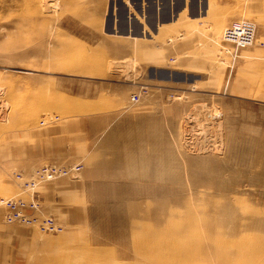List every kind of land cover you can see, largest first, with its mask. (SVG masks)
<instances>
[{
    "label": "rangeland",
    "instance_id": "1",
    "mask_svg": "<svg viewBox=\"0 0 264 264\" xmlns=\"http://www.w3.org/2000/svg\"><path fill=\"white\" fill-rule=\"evenodd\" d=\"M109 2L0 0V264H264V62H237L246 51L264 54V15L237 20L257 26L246 47L223 42L225 27L218 33L217 53L231 55L216 59L228 62L224 74H170L156 103L163 111L147 83L129 94L128 104L146 110L154 142L139 139L138 159L118 181L84 184L81 161L17 169L19 130L72 117L76 97L103 86L89 76L111 79ZM50 165L70 174L34 175ZM54 182L52 203H42L44 184ZM65 187L72 191L62 196Z\"/></svg>",
    "mask_w": 264,
    "mask_h": 264
},
{
    "label": "crops",
    "instance_id": "2",
    "mask_svg": "<svg viewBox=\"0 0 264 264\" xmlns=\"http://www.w3.org/2000/svg\"><path fill=\"white\" fill-rule=\"evenodd\" d=\"M260 1L110 0L112 20L106 30L114 34L106 35L103 44L106 55H111L109 58L117 64L111 79L105 80L101 74L89 76L88 79L103 86L91 89L85 97H76L74 104L69 105L72 117L39 124L24 133L19 130L14 152L17 169L26 172L44 163L67 165L81 161L84 184L96 180L118 181L116 177L122 175L119 169L128 167L129 160L138 159L139 139L141 143L143 139L147 144L154 142L152 130H147L145 125L146 110L128 104L129 94L136 92L139 84L147 83L150 101L160 112L164 110L162 104L156 103L169 91L170 74H177L183 77L179 81H184V77H199L200 73L216 76L227 72L231 55L217 53L218 33L246 16H263L264 3ZM259 31L264 35L262 29ZM218 57L226 58L227 61L219 62L225 63L226 68L219 63L215 66ZM202 61V68L195 67ZM237 62L258 66L264 62L263 51H246ZM160 75L165 77L161 81ZM207 80V77L202 79ZM157 122L159 137L164 129L163 115L157 116ZM7 151L3 141L5 161ZM44 185L42 203H49L52 201L49 190L54 192L59 183ZM70 191L71 188L65 187L60 193L65 196ZM58 198L53 197V203Z\"/></svg>",
    "mask_w": 264,
    "mask_h": 264
},
{
    "label": "built area",
    "instance_id": "3",
    "mask_svg": "<svg viewBox=\"0 0 264 264\" xmlns=\"http://www.w3.org/2000/svg\"><path fill=\"white\" fill-rule=\"evenodd\" d=\"M257 26L255 23L249 20L236 21L228 27H225L221 33V39L223 42L230 43L235 47L243 48L253 44L256 41ZM262 44L264 42H261ZM131 101L137 102L139 95L135 94L131 96ZM67 171L62 172L65 174ZM37 176H42V179L49 180L57 175H61L60 171L53 167H42L36 171ZM31 206H35L33 203ZM45 227L48 230H55L56 226L52 220L45 222Z\"/></svg>",
    "mask_w": 264,
    "mask_h": 264
},
{
    "label": "bare ground",
    "instance_id": "4",
    "mask_svg": "<svg viewBox=\"0 0 264 264\" xmlns=\"http://www.w3.org/2000/svg\"><path fill=\"white\" fill-rule=\"evenodd\" d=\"M253 22V21H252ZM254 23V22H253ZM50 167L56 168L60 171V174H62L63 170H61L62 167H60V165H50ZM36 174V172L34 173V175ZM65 174H70V172H66ZM60 177L59 175L55 176L54 180L56 178ZM47 181H51V179L47 180ZM36 203V202H35Z\"/></svg>",
    "mask_w": 264,
    "mask_h": 264
}]
</instances>
